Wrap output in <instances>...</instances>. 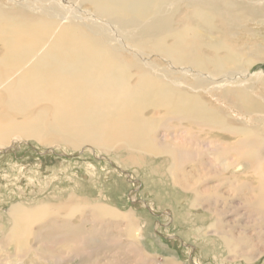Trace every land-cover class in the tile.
<instances>
[{
	"label": "bare ground",
	"instance_id": "1",
	"mask_svg": "<svg viewBox=\"0 0 264 264\" xmlns=\"http://www.w3.org/2000/svg\"><path fill=\"white\" fill-rule=\"evenodd\" d=\"M67 1L75 2L76 9L55 3L23 4L31 11L0 9V148L8 147L11 137L19 135L103 152L114 144L119 149L116 143L120 140L130 149L169 156L173 178L187 165H193L196 173L214 165L228 171L245 161L247 169L242 165L241 175L227 179L228 193H235L241 205L257 213V226L264 233V76L256 74L258 82L253 75L248 79L238 76L257 61V55L244 56L235 50L232 34L211 37L226 23L233 27L251 17L254 7L239 14L233 8L237 0ZM67 1L62 4L68 5ZM83 5L90 8L82 10ZM68 14L72 18L62 22ZM181 14L185 16L175 25L174 17ZM101 22L109 26L102 27ZM113 26L127 45H117L118 38L110 33L115 31ZM128 46L137 49L138 56H132ZM25 54L30 55L26 62L22 59ZM258 86L263 92L257 96ZM39 104H43L40 113L32 110ZM149 109L163 115L145 117ZM234 112L240 116L236 118ZM165 125H171L167 130L173 132L159 135ZM195 195L192 206L200 202L197 192ZM46 206L12 205L7 211L11 228L0 247L14 246L18 260L26 253L46 260L54 259L61 248L80 247L85 255L92 239L114 244L119 240L115 235L95 238V230L80 233L73 226H64L76 212L92 214L93 228L97 214L109 221L121 219L130 229L128 233L135 234L131 239L138 241L140 229L132 227L129 215H118L107 205L71 202L56 209L64 211V216ZM211 227L219 230L229 255L239 253L244 258L247 246L242 238L224 233L215 222ZM31 236L41 241V251L30 250V245L25 249ZM42 236L46 238L40 240ZM131 254L136 255L134 247ZM135 257L131 264H145L141 256ZM164 264L179 262L170 258Z\"/></svg>",
	"mask_w": 264,
	"mask_h": 264
},
{
	"label": "rangeland",
	"instance_id": "2",
	"mask_svg": "<svg viewBox=\"0 0 264 264\" xmlns=\"http://www.w3.org/2000/svg\"><path fill=\"white\" fill-rule=\"evenodd\" d=\"M38 1L0 0L3 5L0 9L30 10L23 5L26 3L51 6L55 3L70 10H75L77 6L75 2L67 0L65 1L68 5L62 4L63 0H44L42 3ZM72 3L73 6L69 5ZM247 7L255 9L251 17L239 22L232 19L233 23L237 22L233 27H228L227 20H224L222 22L226 23V27L219 32L217 30L211 37L216 38L220 33L221 37L232 34L230 40L235 50L244 56L257 55V61L252 63L247 71H240L238 76L246 75L248 79L253 75V81L258 82L256 74L262 73L264 76V0H237L236 6H233L239 14ZM88 8L90 6H81L85 11ZM231 15L236 14L231 12ZM68 16L62 22H67L71 17L69 14ZM184 16L185 14H181L174 17V24H178L177 21ZM101 26H109V23L101 22ZM114 30L111 29L110 33L116 40L118 38L117 45H127L122 34L120 35L115 27ZM117 34L120 36L116 37ZM128 47L133 50L132 56H138L135 52H138L137 49ZM220 53L222 55V51ZM1 54L0 48V57ZM26 57L30 55L22 56L25 62ZM150 58L154 57L150 55ZM257 89L254 95L258 96L263 92V88L258 86ZM42 107L43 104H39L32 110L37 109L40 113ZM144 114L145 117H160L163 112L149 109ZM233 115L236 118L240 116L237 112ZM170 127L171 125H165L164 129H160L162 133L158 134L172 133V130H167ZM19 136H12L8 147L0 148V240L11 228L7 211L14 204H21L26 208L47 205V210L59 211L63 216L65 212L56 209L65 208L71 202L101 207L107 205L105 207H111L118 215L128 214L132 227L140 231L136 232L139 237L136 241L137 239H131L130 236L134 233H128L130 229L121 219L113 218L109 221L97 214L93 228L90 222L92 214L88 212L82 215L76 212L67 218L64 226H73L80 233L95 230V238L111 239L113 236L121 241L115 242L116 246L106 240L92 239L86 245L88 249L85 255L80 247L74 250L61 248V251L54 255V259L47 257L46 260L27 253L24 258L18 260L14 246H2L0 258L2 261L7 259L1 261V264H131L136 260V255L141 256L145 264H164L170 258H175L179 264H264V233L263 229L257 226V213L246 208V205H241V199L235 193H228L227 179L241 175L247 169L245 161H240L228 171H221L219 166L214 165L205 166L202 171L196 173L193 165H187L181 172L179 169L173 178L169 172V156H155L138 149H130L120 140L116 143V146H120L119 149H114V144L110 151L103 152L86 145L72 148L60 142L43 143ZM209 158L213 157L210 155ZM242 165L246 167L244 171ZM222 174L225 180L221 177ZM193 185L195 188L192 189ZM196 192L200 204L192 206ZM52 218L53 216L48 219ZM214 222L224 233H232L242 238V244L247 246L244 248L247 257L244 255V258L252 259L246 260L239 253L235 256L229 255L221 242L219 230L211 227ZM98 223H101L102 227ZM36 230L37 227L33 226V234H36ZM46 237L42 236L40 240ZM40 244L41 241L31 236L25 243V249L28 251L31 246L30 250L41 251ZM131 247L136 249V255L131 254Z\"/></svg>",
	"mask_w": 264,
	"mask_h": 264
}]
</instances>
